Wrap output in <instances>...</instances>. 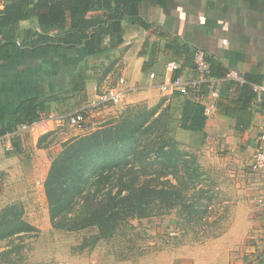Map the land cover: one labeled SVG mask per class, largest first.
Instances as JSON below:
<instances>
[{
	"label": "trees",
	"instance_id": "16d2710c",
	"mask_svg": "<svg viewBox=\"0 0 264 264\" xmlns=\"http://www.w3.org/2000/svg\"><path fill=\"white\" fill-rule=\"evenodd\" d=\"M143 1L146 0H0V61L16 57L21 46L25 53L30 48L83 49L89 58L71 77V94L56 100L85 97L88 72L98 66L89 59L100 62L108 58L124 42L126 24H144ZM27 19H35L39 29L27 31L20 46L19 23ZM181 49L189 50L183 46ZM209 64L212 76L225 75ZM246 78L248 82L244 84L223 80L216 100L217 112L235 117L239 130L249 126L250 107L257 99L252 83L261 84L258 78ZM207 91L204 86L203 93ZM172 95L165 106L167 118H177L180 127L190 134L188 147L198 149L208 135L205 105L193 96ZM39 109L49 110L50 103L33 99L23 104L19 115L6 114L0 119V134L14 130L22 121H33ZM157 112V107H152L146 113L124 115L63 143L44 182L55 229L90 230L83 246H93L121 235L133 226L132 219L147 217L162 208L179 206L186 215L205 211V191L193 182L197 177L191 163L194 155L168 134L166 116ZM18 142L14 138V154L20 152ZM32 230L38 229L24 219L16 205L3 208L0 241Z\"/></svg>",
	"mask_w": 264,
	"mask_h": 264
},
{
	"label": "crops",
	"instance_id": "0c3cea01",
	"mask_svg": "<svg viewBox=\"0 0 264 264\" xmlns=\"http://www.w3.org/2000/svg\"><path fill=\"white\" fill-rule=\"evenodd\" d=\"M141 18L144 24L125 25L124 42L108 58L100 62L99 59H89L98 67L88 72L91 78L85 86V97L77 95L60 102L56 98L71 94L69 81L89 57L83 49L65 47L34 51L30 48L25 53L21 41L27 31L39 27L35 19L20 21L17 42L21 47L16 57L0 61V119L10 113L19 115L23 104L33 99L50 103L49 111H54V105L66 111L72 104H75L73 109L87 103L98 93L94 91L95 73L108 61L106 68L108 71L112 69L108 77L114 68L120 72L112 83L124 76L141 85V90L127 94V102L152 99L166 76L177 72L185 76L195 75L193 52L197 47L206 50L208 61L218 73L237 69L246 77L258 78L264 86V0H165L164 5L157 0H146L141 3ZM182 46L189 50L183 51ZM172 60H177L181 68L168 73L167 64ZM150 72H155L156 78L151 79ZM220 83L215 82L217 89ZM217 98L207 96L203 102L216 105ZM250 110L249 126L239 130L235 117L218 113L215 107L207 119L206 131L208 135H228L229 141L233 139L229 144L250 151L252 164L253 153L262 144L264 134V94L252 102ZM40 133L38 129H32L14 137L19 141V153L28 146L30 139L36 145ZM0 152L5 153L1 147ZM260 171L264 176V168ZM254 204V223L261 227H257L249 243L243 238L235 245L215 241L196 246L188 253L165 250L147 264H264V239L258 238H264V209ZM39 228L41 234L36 237L25 264H97L92 256L73 251L70 243L61 238L45 239L47 233L54 230L51 222Z\"/></svg>",
	"mask_w": 264,
	"mask_h": 264
},
{
	"label": "rangeland",
	"instance_id": "374dc122",
	"mask_svg": "<svg viewBox=\"0 0 264 264\" xmlns=\"http://www.w3.org/2000/svg\"><path fill=\"white\" fill-rule=\"evenodd\" d=\"M109 63L95 73L94 91L99 92L113 84V78L119 75V70L114 68L108 77L106 67ZM90 78L91 75L87 80ZM156 93L152 99L140 98L133 102H127L126 97L119 105L102 107L98 113H90L85 130L69 125L65 119L53 130L43 132L42 128H38L42 134L37 144L34 145L30 139L21 153L14 154V149L0 152V213L7 205L14 204L23 212L24 219L38 229L0 241V264H25L36 237L41 234L39 227L51 222L44 182L52 159L62 150L63 143L96 130L111 120L146 113L152 107H157V114L166 116L168 134L192 151L194 159L191 163L197 174L193 182L205 191L207 199L204 203L208 205L205 211L202 210L200 215H186L179 206L162 208L147 217L132 219L133 226L125 229L121 235L101 240L93 246H83V240L91 233L90 230L67 232L54 228L45 239L49 241L57 237L67 241L73 251L92 256L98 261L97 264H147L165 250L188 253L196 246L215 241L235 245L243 238L246 243L253 239L255 230L261 227L254 223L253 198L263 185L264 176L252 166L250 151L229 144L233 139L229 141L228 135L211 133L198 149L188 147L189 132L180 127L177 118H167L165 106L173 95H165L160 90H156ZM74 105L67 109L71 110ZM52 107L54 111H64L56 105ZM258 238L264 239L261 236Z\"/></svg>",
	"mask_w": 264,
	"mask_h": 264
},
{
	"label": "built area",
	"instance_id": "2783aa9c",
	"mask_svg": "<svg viewBox=\"0 0 264 264\" xmlns=\"http://www.w3.org/2000/svg\"><path fill=\"white\" fill-rule=\"evenodd\" d=\"M193 62L195 75L185 76L182 73H175L172 76H166V79L159 84L160 91L165 95L179 93L183 96L195 97L203 102L207 96L217 97L219 89L216 88L215 82L223 80L234 81L235 83L244 84L248 80L244 74L237 69H228L221 78L214 77L210 74V64L207 52L202 47H197L193 52ZM181 68L177 60L169 61L167 64L168 73H174ZM150 78H156L155 72H150ZM204 86L208 87V93H203ZM140 83L128 81L124 76L120 77L116 83L107 85L100 90L93 99L87 103L63 112H55L39 109L37 118L33 121H23L18 126L4 134H0V147L4 150L11 151L14 149L13 138L24 131L42 128L44 131L53 130L55 125L62 124L67 119L69 125L81 130L87 128L86 122L88 115L92 112H99L102 107L115 106L121 104L127 94L133 90L139 89ZM253 90L257 93V99L264 94V86L252 83ZM204 103V102H203ZM205 114L209 117L215 111V103L205 104ZM261 142L252 156V166L257 170L264 168V134L261 136ZM254 203L264 209V184L254 194Z\"/></svg>",
	"mask_w": 264,
	"mask_h": 264
}]
</instances>
